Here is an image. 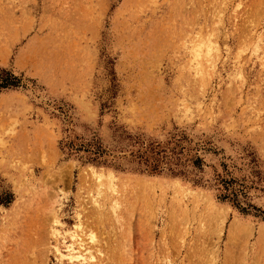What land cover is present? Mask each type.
I'll return each mask as SVG.
<instances>
[{
    "label": "rangeland",
    "instance_id": "1",
    "mask_svg": "<svg viewBox=\"0 0 264 264\" xmlns=\"http://www.w3.org/2000/svg\"><path fill=\"white\" fill-rule=\"evenodd\" d=\"M6 79L0 264H264V0H0Z\"/></svg>",
    "mask_w": 264,
    "mask_h": 264
},
{
    "label": "bare ground",
    "instance_id": "2",
    "mask_svg": "<svg viewBox=\"0 0 264 264\" xmlns=\"http://www.w3.org/2000/svg\"><path fill=\"white\" fill-rule=\"evenodd\" d=\"M199 64L200 62H198V65ZM55 222L56 224L60 223L58 219H56ZM53 234L57 238V245L55 246V250L60 255L61 261H63V259H66L68 262H71L73 264H90L95 259V256L90 253V250H88V248L84 246L83 240L79 235H71L70 237L73 238L72 242L66 244L67 236H65L59 228H54ZM92 239L93 242L96 241L94 237H92ZM63 248L65 250H62Z\"/></svg>",
    "mask_w": 264,
    "mask_h": 264
},
{
    "label": "trees",
    "instance_id": "3",
    "mask_svg": "<svg viewBox=\"0 0 264 264\" xmlns=\"http://www.w3.org/2000/svg\"><path fill=\"white\" fill-rule=\"evenodd\" d=\"M10 84H11V83H9L8 79H6V80L3 81V84H1L0 86H2V87H7V86H9Z\"/></svg>",
    "mask_w": 264,
    "mask_h": 264
}]
</instances>
